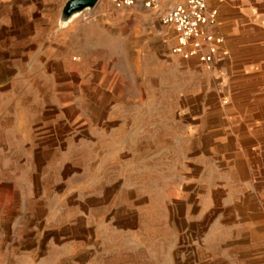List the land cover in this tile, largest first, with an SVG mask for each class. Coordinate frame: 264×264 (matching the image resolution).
I'll use <instances>...</instances> for the list:
<instances>
[{"label":"rangeland","instance_id":"obj_1","mask_svg":"<svg viewBox=\"0 0 264 264\" xmlns=\"http://www.w3.org/2000/svg\"><path fill=\"white\" fill-rule=\"evenodd\" d=\"M67 2L0 0V264H264V4L202 63Z\"/></svg>","mask_w":264,"mask_h":264},{"label":"built area","instance_id":"obj_2","mask_svg":"<svg viewBox=\"0 0 264 264\" xmlns=\"http://www.w3.org/2000/svg\"><path fill=\"white\" fill-rule=\"evenodd\" d=\"M117 7L141 3L160 14L164 25L172 26L176 43L172 51L186 59L197 58L202 63L225 60L229 51L225 39L215 34L212 27L217 21V8L209 7V0H184L166 8L169 0H112Z\"/></svg>","mask_w":264,"mask_h":264},{"label":"crops","instance_id":"obj_3","mask_svg":"<svg viewBox=\"0 0 264 264\" xmlns=\"http://www.w3.org/2000/svg\"><path fill=\"white\" fill-rule=\"evenodd\" d=\"M241 1L242 0H209V7L217 8L218 10L217 21L212 27L215 34L224 38V35L220 33L221 28L218 27L220 25L219 19H221L224 24L230 26V31L227 32V36H232V9L234 10V5ZM248 1L256 4H264V0H247V2ZM225 47L227 48V46Z\"/></svg>","mask_w":264,"mask_h":264},{"label":"water","instance_id":"obj_4","mask_svg":"<svg viewBox=\"0 0 264 264\" xmlns=\"http://www.w3.org/2000/svg\"><path fill=\"white\" fill-rule=\"evenodd\" d=\"M98 1L99 0H68L64 8V12L66 16L70 17L74 13L94 7Z\"/></svg>","mask_w":264,"mask_h":264}]
</instances>
